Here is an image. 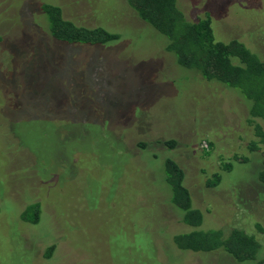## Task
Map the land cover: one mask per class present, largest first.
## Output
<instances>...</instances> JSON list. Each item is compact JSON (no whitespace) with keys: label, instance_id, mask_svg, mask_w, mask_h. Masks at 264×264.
Listing matches in <instances>:
<instances>
[{"label":"rangeland","instance_id":"rangeland-1","mask_svg":"<svg viewBox=\"0 0 264 264\" xmlns=\"http://www.w3.org/2000/svg\"><path fill=\"white\" fill-rule=\"evenodd\" d=\"M43 4L119 38L57 41ZM178 7L190 21L209 15L216 40H239L264 61V0ZM165 46L127 0H0V264L264 260V188L256 181L264 147L248 150L255 136L245 99L180 68ZM172 140L174 149L163 145ZM235 156L249 161L225 172ZM167 159L185 172L200 229L255 235L256 261L177 249L174 236L193 229L172 203ZM217 173L222 181L210 187ZM35 203L39 221H23Z\"/></svg>","mask_w":264,"mask_h":264},{"label":"trees","instance_id":"trees-1","mask_svg":"<svg viewBox=\"0 0 264 264\" xmlns=\"http://www.w3.org/2000/svg\"><path fill=\"white\" fill-rule=\"evenodd\" d=\"M129 7L144 23L166 38L165 50L176 64L192 71L205 81L221 83L222 86L240 92L248 109V121L253 126L255 139L248 150L258 152L264 147V61L253 53L243 42L216 40L212 28V18L206 15L190 21L178 7V0H127ZM41 10L49 20L50 35L57 41L68 45L84 44L98 46L116 41L119 35L102 27L88 28L66 20L59 6L43 4ZM170 150L176 141L163 144ZM248 158L235 156L233 161L225 162V172L233 170L236 163H247ZM167 183L171 187L172 203L179 210L182 222L193 230L174 236V244L182 251L211 253L223 251L236 262L256 261L261 244L255 235L233 228L224 230H202L204 216L193 207L191 193L185 186V172L172 159L166 160ZM222 175L215 174L209 181L210 187L219 185ZM257 183L264 188V163L256 176ZM24 213L23 221L37 223L41 214L39 203ZM264 233V230H260ZM53 248L48 251L51 255ZM256 264H264L258 260Z\"/></svg>","mask_w":264,"mask_h":264}]
</instances>
